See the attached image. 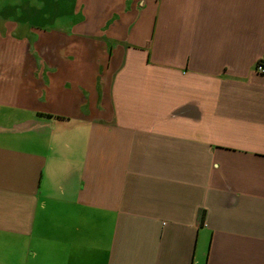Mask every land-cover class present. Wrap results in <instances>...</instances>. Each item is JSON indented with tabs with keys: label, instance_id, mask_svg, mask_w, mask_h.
<instances>
[{
	"label": "crops",
	"instance_id": "obj_1",
	"mask_svg": "<svg viewBox=\"0 0 264 264\" xmlns=\"http://www.w3.org/2000/svg\"><path fill=\"white\" fill-rule=\"evenodd\" d=\"M260 62L264 0H0V264H264Z\"/></svg>",
	"mask_w": 264,
	"mask_h": 264
},
{
	"label": "built area",
	"instance_id": "obj_2",
	"mask_svg": "<svg viewBox=\"0 0 264 264\" xmlns=\"http://www.w3.org/2000/svg\"><path fill=\"white\" fill-rule=\"evenodd\" d=\"M257 69H258L260 72L264 73V63H259L258 66H257Z\"/></svg>",
	"mask_w": 264,
	"mask_h": 264
},
{
	"label": "trees",
	"instance_id": "obj_3",
	"mask_svg": "<svg viewBox=\"0 0 264 264\" xmlns=\"http://www.w3.org/2000/svg\"><path fill=\"white\" fill-rule=\"evenodd\" d=\"M261 63V62H260ZM262 63H264V62H262Z\"/></svg>",
	"mask_w": 264,
	"mask_h": 264
},
{
	"label": "rangeland",
	"instance_id": "obj_4",
	"mask_svg": "<svg viewBox=\"0 0 264 264\" xmlns=\"http://www.w3.org/2000/svg\"><path fill=\"white\" fill-rule=\"evenodd\" d=\"M80 18H81V16H80Z\"/></svg>",
	"mask_w": 264,
	"mask_h": 264
}]
</instances>
